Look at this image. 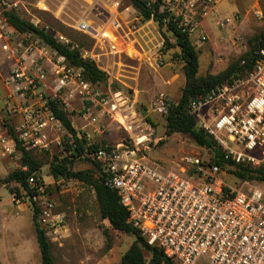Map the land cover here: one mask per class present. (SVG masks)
Returning <instances> with one entry per match:
<instances>
[{
  "label": "rangeland",
  "instance_id": "rangeland-1",
  "mask_svg": "<svg viewBox=\"0 0 264 264\" xmlns=\"http://www.w3.org/2000/svg\"><path fill=\"white\" fill-rule=\"evenodd\" d=\"M170 1L161 0V6ZM184 3L197 13L199 20L196 32L188 35L198 52L199 76L224 70L248 52L253 38L264 32V0H184ZM1 5L14 8L21 17L44 27L61 42H72L84 57L94 60L107 74L106 82L91 84L89 94L95 100L87 103L75 83L65 89L57 87L56 64L72 67L70 75L76 81L79 68L60 61L52 49H48L42 62L46 76L38 84L40 93L45 98L64 101L73 127L86 144H112L131 140L130 136L134 142L141 134L139 130L126 131L119 122L131 120L143 132L147 131L145 126L151 127L146 150L141 145L138 147L147 158L159 161L164 167L190 171L187 157H198L204 164L211 160L213 153L197 146L188 135L166 134V114L156 110V101L160 93H164L170 104L178 101L185 82L183 62L172 34L153 19L143 21L128 0H0ZM80 20L89 24L88 32L76 28ZM9 34L11 39H21L16 33L9 31ZM198 34H204L205 38L199 40ZM35 40L23 37L20 45L16 42L12 45L22 51L23 45H37ZM15 56L0 49V264H40L32 199L21 189L15 197L8 188L17 184L3 181L10 171L21 167L20 153L4 124L12 126L19 136L25 107L33 110V121L46 117L38 96L9 95L4 79L16 64ZM70 91L72 96L66 99ZM113 102L117 104L116 110H111ZM87 105L98 114L95 123L85 118ZM143 109L146 114L141 113ZM45 133V147H27L40 163L38 181L42 192L34 201L38 205L45 200L52 202L54 216L59 215L63 220L56 234L55 229L40 224L36 218L50 242L54 264H118L134 237L112 229L107 219L101 218L92 187L76 179L52 177L49 164L52 159L66 155L70 139L67 140L62 125L59 129L50 125ZM261 165L264 166V161ZM92 167L84 158L73 159V170ZM223 169L225 174L221 177L226 182L242 181L233 177L228 167ZM250 182L264 192V182ZM144 255L149 258L150 254L144 252Z\"/></svg>",
  "mask_w": 264,
  "mask_h": 264
},
{
  "label": "built area",
  "instance_id": "built-area-1",
  "mask_svg": "<svg viewBox=\"0 0 264 264\" xmlns=\"http://www.w3.org/2000/svg\"><path fill=\"white\" fill-rule=\"evenodd\" d=\"M144 1L151 6L156 0ZM162 9L176 20L182 32L188 35L196 32L197 13L188 9L184 0H171L164 7L160 3ZM5 26L8 29L0 16V49L16 55L15 66L4 79L9 95L38 96L46 111V117L33 121V110L25 107L18 138L27 149V146L45 147L46 128L54 125L59 129L61 125L38 85L46 76L42 62L49 47L35 38L37 45L29 43L19 51L12 45L14 39L9 34L12 31ZM76 28L88 32L90 26L80 20ZM23 35L34 38L27 33ZM197 37L202 40L205 35ZM59 58L64 61L62 56ZM55 67L58 89L75 83L82 99L93 103L95 99L89 94L91 83L82 78L80 68L76 81L70 75L72 67L59 63ZM71 96L70 91L66 99ZM169 106L164 93H160L156 110L167 114ZM116 109L113 102L111 110ZM187 111L221 146L226 160L258 167L264 161V46L256 52L249 71L191 97ZM85 118L89 123L98 119L90 105L85 107ZM119 122L126 131L134 128L141 134L134 142L130 136L131 140L112 144L85 143L76 158L100 166L105 184L116 191L127 211V223L149 246L157 247L177 264H264V192L258 186L248 180L226 182L221 177L225 174L223 168L210 161L204 164L194 156L186 158L190 171L183 167L166 168L159 161L147 158L138 147L141 145L146 150L145 141L152 132L150 126H145L147 131L143 132L134 121ZM67 145L73 148L75 143L70 139ZM39 179L29 180L30 187H36L32 200L42 192ZM38 207L37 221L55 229L56 234L60 232L63 220L59 215L54 216L53 203L45 200ZM144 264H150V256L144 258Z\"/></svg>",
  "mask_w": 264,
  "mask_h": 264
},
{
  "label": "trees",
  "instance_id": "trees-1",
  "mask_svg": "<svg viewBox=\"0 0 264 264\" xmlns=\"http://www.w3.org/2000/svg\"><path fill=\"white\" fill-rule=\"evenodd\" d=\"M143 21L153 19L160 28H165L174 37V45L179 49V57L183 62L182 70L185 78L184 86L181 89L179 99L176 103L170 104L166 114V134L182 133L200 147L209 149L213 156L210 163H215L221 168L228 167L231 174L239 180H256L264 182V166L249 168L242 164H235L224 158L222 148L218 143L197 125L196 119L187 111V104L191 97L200 92L207 91L217 85L232 81L249 71L256 58V52L264 46V32L253 38L251 48L236 61L231 62L224 70L216 74L199 76L198 72V52L190 41L188 34L184 33L177 26L176 20L166 11L160 10L161 0H156L148 6L144 0H128ZM0 16L4 18L9 26L18 33H27L39 39L50 49L62 56L69 66L81 69V76L91 84H98L107 81V74L102 71L94 60L84 57L80 49L72 42L63 43L44 27L30 22L17 14L13 8L0 6ZM47 106L60 122L68 134V139L75 143L73 148H66L67 153L62 159H52L49 167L53 178L76 179L93 188L98 203L101 218L107 219L112 229L130 234L134 237L132 243L122 254L118 264H144V252L150 254V264H177L170 258L163 255L157 247L149 246L139 235L136 229L127 223V211L120 203L116 191L104 182V175L100 166L92 162L93 167L84 170H73V159L82 151L85 140L78 136V132L73 127L69 113L64 108L63 103L58 98H47ZM6 131L14 141L16 150L20 153L21 167L10 171L4 178V182H15L17 187L8 188L10 193H15L18 197L20 189L24 194L32 199L36 192V187H30L29 180L39 177V161L32 155L29 149L25 148L22 141L16 136L14 128L8 124ZM95 146V145H93ZM89 161V160H88ZM230 167V168H229ZM38 186V183H37ZM32 222L34 224L35 238L40 253V264H54V257L51 252L50 242L45 231L36 221L39 207L34 200Z\"/></svg>",
  "mask_w": 264,
  "mask_h": 264
},
{
  "label": "crops",
  "instance_id": "crops-1",
  "mask_svg": "<svg viewBox=\"0 0 264 264\" xmlns=\"http://www.w3.org/2000/svg\"><path fill=\"white\" fill-rule=\"evenodd\" d=\"M14 9V8H13ZM8 29L9 30H11L12 31V33H16L17 35H18V37H21V39L23 38V37H25V35H23V34H19L18 32H16L11 26H9L8 25ZM16 35V36H17ZM14 39V41L13 42H21V39H16V38H13ZM48 49H50V48H48Z\"/></svg>",
  "mask_w": 264,
  "mask_h": 264
},
{
  "label": "water",
  "instance_id": "water-1",
  "mask_svg": "<svg viewBox=\"0 0 264 264\" xmlns=\"http://www.w3.org/2000/svg\"><path fill=\"white\" fill-rule=\"evenodd\" d=\"M141 113H142V114H146V110H145V109H143Z\"/></svg>",
  "mask_w": 264,
  "mask_h": 264
},
{
  "label": "bare ground",
  "instance_id": "bare-ground-1",
  "mask_svg": "<svg viewBox=\"0 0 264 264\" xmlns=\"http://www.w3.org/2000/svg\"><path fill=\"white\" fill-rule=\"evenodd\" d=\"M139 140H141V139H139Z\"/></svg>",
  "mask_w": 264,
  "mask_h": 264
}]
</instances>
